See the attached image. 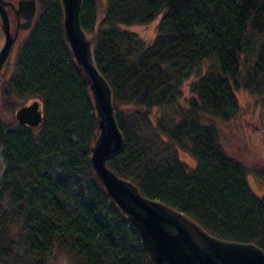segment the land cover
Instances as JSON below:
<instances>
[{
	"label": "trees",
	"instance_id": "obj_1",
	"mask_svg": "<svg viewBox=\"0 0 264 264\" xmlns=\"http://www.w3.org/2000/svg\"><path fill=\"white\" fill-rule=\"evenodd\" d=\"M37 1L39 15L2 81V106L35 100L42 122L0 121V223L8 224L0 250L2 237L23 229L25 257L9 247V264H45L54 252L71 264H150L90 167L92 98L65 48L58 0ZM157 19L151 43L128 31ZM80 24L96 35L94 58L124 139L107 167L211 235L264 252V194L254 195L219 134L237 115V91L264 103V0H84Z\"/></svg>",
	"mask_w": 264,
	"mask_h": 264
},
{
	"label": "water",
	"instance_id": "obj_2",
	"mask_svg": "<svg viewBox=\"0 0 264 264\" xmlns=\"http://www.w3.org/2000/svg\"><path fill=\"white\" fill-rule=\"evenodd\" d=\"M84 0H58L65 48L82 72L92 98L96 132L89 148L90 167L105 196L117 207L138 237L150 264H264V252L253 243L219 239L196 221L158 201L144 197L130 181L116 176L107 162L119 153L124 139L113 107V92L94 58L96 35L86 34L80 17ZM17 17L13 36L6 9ZM37 0H0V76L5 72L18 33L29 32L39 15ZM18 125L38 128L42 122L39 102L15 112Z\"/></svg>",
	"mask_w": 264,
	"mask_h": 264
},
{
	"label": "rangeland",
	"instance_id": "obj_3",
	"mask_svg": "<svg viewBox=\"0 0 264 264\" xmlns=\"http://www.w3.org/2000/svg\"><path fill=\"white\" fill-rule=\"evenodd\" d=\"M13 1V3L16 5L17 0ZM102 1L103 0H99L100 3H102ZM102 16L103 13L100 9L98 20H100ZM158 23L159 19L145 26L130 27L128 28V31L136 34L144 42L151 43L156 37ZM14 25H16V23ZM27 34L28 32L18 33L17 43L12 50L8 65L6 67L7 74L10 73L11 75V73H13V71L10 70L16 60L19 47ZM3 75L4 73L0 76V121L9 128H12L14 125L18 124L15 120L16 110L22 106L30 105L35 100H30L23 105L20 103L14 108L13 111L3 107L1 103ZM189 83L190 82H186L182 88L183 99L190 98L188 90ZM235 95L238 102V112L235 119L231 123L226 125L224 128H219L220 143L224 152L245 168L246 180L251 191L254 193V195L261 197L264 194V103L262 98L252 96L244 90L237 91ZM153 113L155 114L156 112L154 111ZM180 161L189 166L195 165L194 160L184 154H180ZM3 171L4 164L0 155V180ZM0 204L5 208L6 202L2 201ZM4 222L2 221L0 223V227H7L8 224ZM24 234L25 233L23 229H14V231L9 232L7 239H9L12 246L8 245L9 241L2 237L3 240L1 241L2 250H0V264H9L8 257L4 252V250H8L9 247H11L13 250V256L17 255L21 258L25 257L21 243ZM24 262L27 264V260L24 261L23 259L22 264ZM45 264L71 263L68 256L65 254L54 252V254L49 257L48 262Z\"/></svg>",
	"mask_w": 264,
	"mask_h": 264
},
{
	"label": "flooded vegetation",
	"instance_id": "obj_4",
	"mask_svg": "<svg viewBox=\"0 0 264 264\" xmlns=\"http://www.w3.org/2000/svg\"><path fill=\"white\" fill-rule=\"evenodd\" d=\"M6 1H9V2H12V3L14 2L13 0H6ZM6 12H7V15H8V17H9L11 36H13L14 31H15V26H16V25H14V24H15L16 21H17V17H15V13L13 12V10H12L10 7H8V8L6 9ZM17 39H18V38H17Z\"/></svg>",
	"mask_w": 264,
	"mask_h": 264
}]
</instances>
